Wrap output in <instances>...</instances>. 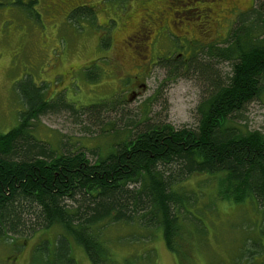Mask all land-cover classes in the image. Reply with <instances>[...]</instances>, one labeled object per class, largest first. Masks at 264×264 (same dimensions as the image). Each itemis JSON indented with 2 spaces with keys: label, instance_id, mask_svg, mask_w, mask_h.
<instances>
[{
  "label": "rangeland",
  "instance_id": "1",
  "mask_svg": "<svg viewBox=\"0 0 264 264\" xmlns=\"http://www.w3.org/2000/svg\"><path fill=\"white\" fill-rule=\"evenodd\" d=\"M46 1L0 0V132L15 126L18 113L26 104L25 91L41 87L43 98L60 106L35 119L36 136L59 152L96 148L99 155L114 142V133L120 137L125 124L133 119L141 120L137 126L145 118L147 123L164 122L175 128L195 126L198 110L210 89L208 80L200 73V65L209 64L222 78L231 72L229 61L208 56L202 52L203 47L217 45L227 36L237 12H247L253 4L264 0L218 1L212 15V36L203 37L209 39L207 43L191 40L184 32L188 31L187 25L197 23L198 6L207 1L182 0V9L178 4L171 6L173 11H184L186 18L179 27L184 31L173 29V32L185 33L187 38L178 41L170 34L156 37L147 49L146 55L151 50L153 54L144 71L139 58L144 54L142 48L134 62L124 61L123 67H115V53L124 56L131 51H119L122 26L104 23L110 9L120 11L114 6L116 1H105L106 11L97 12L100 25L95 16L87 19L83 15L92 9H80L69 17L66 5L48 7ZM121 1L130 3L125 9L135 17L140 1ZM142 1L154 5L159 0ZM87 3L95 6L99 1ZM124 11L121 10L119 18L111 16L120 22L125 20ZM179 52L182 56L177 55ZM194 60V64H189ZM174 66L176 70L172 69ZM136 74V82H143L145 88L131 96L125 80ZM229 123L241 130L264 133V84L260 94L240 114L230 116ZM87 156L94 159L89 152ZM184 185L197 191L194 203L197 209L192 208L191 213L204 229L200 240L192 239L185 244L184 259L167 249L159 230L148 232L132 224H116L102 233L113 258L109 264H264V241L258 240L264 209H255L248 200L230 203L219 199L214 180L209 176L192 175ZM44 238L49 242L47 255L49 252L52 255V230L26 240L0 239V264H50L43 249L37 246ZM256 238L261 247L255 244ZM71 253L75 264H92L80 248L74 246Z\"/></svg>",
  "mask_w": 264,
  "mask_h": 264
},
{
  "label": "trees",
  "instance_id": "2",
  "mask_svg": "<svg viewBox=\"0 0 264 264\" xmlns=\"http://www.w3.org/2000/svg\"><path fill=\"white\" fill-rule=\"evenodd\" d=\"M83 15L88 19L90 12ZM232 23L222 41L202 49L229 61L231 72L222 78L209 64L200 65L210 89L193 127L147 123V118L137 126L141 120L133 119L120 137L114 133L116 139L103 154L96 148L59 152L36 136L34 122L60 105L45 100L41 87L25 91L26 104L15 126L0 132L1 241L52 230V255H47V238L37 244L50 264H75L74 246L92 264H109L113 258L102 233L110 225L132 224L159 230L167 249L182 260L185 244L204 233L191 213L197 209V191L184 185L192 175L211 177L223 201L248 200L264 209V133L229 123L264 84V1L237 12ZM200 40L209 41H195ZM263 223L264 217L260 241Z\"/></svg>",
  "mask_w": 264,
  "mask_h": 264
},
{
  "label": "flooded vegetation",
  "instance_id": "3",
  "mask_svg": "<svg viewBox=\"0 0 264 264\" xmlns=\"http://www.w3.org/2000/svg\"><path fill=\"white\" fill-rule=\"evenodd\" d=\"M86 2H75L73 0H47L46 5L48 7H58L59 5H66V16L72 15L73 12L78 9H92V12H90V16H95V19L97 20V24L100 25L102 23L99 21V17L97 15L98 11L105 12L106 8L104 5V2L108 0H98L99 3L95 6ZM116 1L114 3V6L119 9L120 11H115V9H110V12L108 13V18L104 22L106 25H108L110 22L118 23V25L122 26V34H121V46L119 48V51H124L126 49L127 51L131 50L129 53L130 55H119V53H115L117 55L116 57V65L115 67H123L122 62L129 61L134 62V59L136 58L138 53H140V48L144 51V54L140 55V66L142 67V71H144L150 64L149 61L152 58L153 52H149L147 55V49L151 47L152 42L154 39L158 36H167L168 34H172L173 36L178 38V41L185 40L187 36L185 33L189 34V38L191 40H197L201 37L207 38L212 35L213 32V21L212 15L215 13V7L218 6V1L220 0H193V1H207V3H204L200 6H198L197 12L198 20L196 24L187 25L188 31H184L183 29H180L181 23H185L184 19L185 14L184 11H173L171 6H177L180 5L182 9L184 7V2L182 0H159L157 1V4L150 5L144 3V1L139 0V12L135 13L134 15H131V13L125 9L127 8V5H130V3H126L125 1H119V0H112ZM124 11L125 20H121L118 22V20L111 16V14L116 15L117 18L120 17V12ZM182 11V12H181ZM118 12V14H116ZM181 12V13H180ZM134 17V18H133ZM90 18V17H89ZM90 20H93L91 18ZM178 27V28H177ZM173 29H176L178 32L184 31L183 34H177L173 32ZM98 37L99 34H98ZM100 39V38H99ZM183 42V41H182ZM125 54V53H124ZM135 55V56H134ZM177 55L182 54L179 52ZM140 67V68H141ZM140 71V70H139ZM137 74H140V72L137 71ZM136 74V75H137ZM133 75L134 78H131L132 75L127 76L125 80V84L129 86L131 89V96H135L139 93L140 89L145 88V84L143 82H136L138 79V75ZM119 81L122 80V78H118Z\"/></svg>",
  "mask_w": 264,
  "mask_h": 264
}]
</instances>
